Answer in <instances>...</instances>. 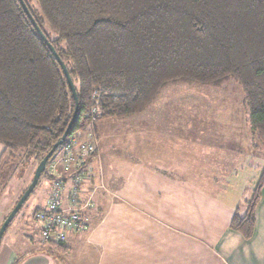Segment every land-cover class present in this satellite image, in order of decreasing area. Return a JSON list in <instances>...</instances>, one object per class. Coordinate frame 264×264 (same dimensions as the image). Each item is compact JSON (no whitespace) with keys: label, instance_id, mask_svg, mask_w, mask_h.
<instances>
[{"label":"trees","instance_id":"1","mask_svg":"<svg viewBox=\"0 0 264 264\" xmlns=\"http://www.w3.org/2000/svg\"><path fill=\"white\" fill-rule=\"evenodd\" d=\"M24 2L78 96L69 136L50 162L79 130L140 113L176 82H236L253 142L264 148V0H35L37 8ZM75 108L61 64L20 0H0V179L17 159L39 164ZM48 174L47 167L41 178ZM263 185L264 171L246 213L231 221L246 238L255 229Z\"/></svg>","mask_w":264,"mask_h":264},{"label":"crops","instance_id":"2","mask_svg":"<svg viewBox=\"0 0 264 264\" xmlns=\"http://www.w3.org/2000/svg\"><path fill=\"white\" fill-rule=\"evenodd\" d=\"M173 94L166 91L160 99ZM189 106L194 120L188 113L175 118L176 107L172 116L167 104L162 105L166 112L147 107L79 130L74 140L97 144L82 168L80 198L90 200L83 210L85 229L69 232L62 248H29L35 212L45 206L36 207L31 218L24 217L29 225L22 238L28 249L22 253L4 240L6 231L0 264H264V185L252 236L231 227L236 214L246 213L255 190L247 189L245 169L261 165L264 157L256 152L264 148L253 142L248 115L239 120L242 133L230 135L226 129L234 122L225 111L219 118L207 114L202 119ZM3 150L0 143V157ZM48 173L43 177L46 193L62 176L67 196L70 174L61 167L60 172L49 167ZM8 212L0 213V226Z\"/></svg>","mask_w":264,"mask_h":264},{"label":"rangeland","instance_id":"3","mask_svg":"<svg viewBox=\"0 0 264 264\" xmlns=\"http://www.w3.org/2000/svg\"><path fill=\"white\" fill-rule=\"evenodd\" d=\"M27 1L31 5L37 8V5L35 4V0H27ZM46 28L48 29L47 26ZM172 90L174 91V94L171 97H167V98L165 97L166 98L165 100H163V98L160 99L162 93L165 94L166 91L171 92ZM156 100L154 101L156 102ZM158 100H157L158 103L153 102L148 108H150V110L153 109L152 112L153 111L166 112L165 109L162 110V105L168 104L172 106L169 109V112L172 114V116L174 115L173 111L176 107L175 118L183 117L184 119L186 117L185 115L188 113L187 118L190 120H194L191 118L189 112H187V106H188V111L190 108L189 104L194 105L193 107H191L194 117H197V115H195L197 110L199 115H203V117H201L202 119L207 118L208 117L207 114H211L212 118L214 119L219 118L221 112L225 111L226 112L225 116L231 118V121L234 122V123H230V125H228L226 129V131H229L230 135H234V134L237 135L242 133V130L244 128L242 126L241 121L239 120L246 119L248 115L247 109L244 105L242 89L236 82L232 80H229L224 85L218 88L212 85L201 84V83H190V84L183 82L170 83L163 89V92L159 94ZM198 106L199 109L197 108ZM157 108L158 110H156ZM234 116L236 119H238L237 123L234 120ZM107 131H112V130L110 129ZM71 139H69L68 141H71ZM235 145L238 146L237 144H234V146ZM257 150L258 151L256 152V155L264 157V149L260 148ZM59 152L61 153L59 154ZM62 152H63V148L60 151H58V153L53 158V161L57 162L56 160L60 159V157L62 156ZM25 160L26 157L21 160L17 159V161H15L14 164H12L13 166L9 164L2 168L3 175L1 176L2 178L0 179V213L1 214H2V210L4 211L9 210L8 214L12 211L17 201L19 200L20 194H22L21 193L22 189H24L25 187L27 188L34 177L35 170L38 166L37 161H35L34 159H28L26 161ZM51 162L49 161L48 163V169L49 167H51ZM256 165L257 164L253 165L252 168L246 167L245 169L246 176L249 179L248 187H247V189L250 188L249 191H251L252 188L254 189L256 187L260 179L261 173L264 171V161H261V165L260 164H258L257 166ZM250 181L252 183L251 185H250ZM45 184H46L45 179L42 177L34 193L30 195V197L27 199V201L24 203L20 211L17 213L15 218L8 226L7 228L8 230H6L7 232L5 234L4 240L6 239L11 240V242L16 246L17 250L22 253H24V251L28 249L26 246V242L22 238V232L25 231L24 230L25 228H27L26 231H28V225H29L28 223H25L24 217L26 218L29 216L31 218V213L33 209H35L36 207H40V206L43 207L47 205L50 194L48 195L46 193L47 186ZM251 196H252V192H248V197L250 198ZM36 222H35L36 223L35 232L31 233L29 231L30 243L32 240V245L29 246V248L32 247V249L34 250L42 249L41 246L43 248H47V246H50V244L42 242L41 222L39 221ZM14 229L16 231V234L12 233Z\"/></svg>","mask_w":264,"mask_h":264},{"label":"built area","instance_id":"4","mask_svg":"<svg viewBox=\"0 0 264 264\" xmlns=\"http://www.w3.org/2000/svg\"><path fill=\"white\" fill-rule=\"evenodd\" d=\"M97 151L95 142L76 141L71 139L64 147L62 156L57 162H51V170L70 174L72 187L68 189L62 176H58L50 191L49 200L44 208L35 213V220L41 222V238L43 243L51 241L65 243L68 233L81 231L86 227L83 210L90 200L82 202L80 183L82 168L88 157Z\"/></svg>","mask_w":264,"mask_h":264},{"label":"water","instance_id":"5","mask_svg":"<svg viewBox=\"0 0 264 264\" xmlns=\"http://www.w3.org/2000/svg\"><path fill=\"white\" fill-rule=\"evenodd\" d=\"M20 2L23 5L28 17L30 18V20L34 24L35 28L37 29V31L39 32L41 37L44 39L46 44L49 46V48L51 49V51L53 52V54L55 55V57L57 58V60L61 64V66H62V68L64 70V73H65V75H66V77L68 79L70 88H71V90L73 92V95H74V98H75V101H76V108H75V112H74L73 118H72L69 126L67 127L66 131L64 132L63 136L52 146V148L49 150V152L39 162V164H38V166H37V168L35 170V174H34V177H33L32 181H31V183L29 184L27 189L24 191V193L21 195V197L17 201V203L14 206V208L12 209V211L8 214V216L5 218L4 222L2 223V225L0 227V244H1L2 238H3L4 234H5L8 226L10 225L12 220L15 218L17 213L20 211V209L22 208L24 203L27 201V199L30 197L32 192L37 187V185L39 183V180L41 178V175L46 171V169L48 167V163H49L50 159L57 152V150L63 145L65 140L68 138L70 130H71V127H72V125H73V123H74V121H75V119L77 117L78 110H79L77 90L75 88L74 82H73V80H72V78L70 76V73H69L64 61L60 58V56L58 55V53L55 50V48L53 47V45L50 43V41L47 39L46 35L43 33V31L39 27V25L36 22V20L34 19L33 15L30 13L29 9L27 8V5L24 2V0H20Z\"/></svg>","mask_w":264,"mask_h":264}]
</instances>
